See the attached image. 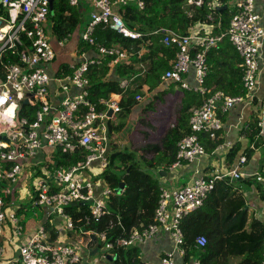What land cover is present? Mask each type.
I'll use <instances>...</instances> for the list:
<instances>
[{"label": "built area", "instance_id": "obj_1", "mask_svg": "<svg viewBox=\"0 0 264 264\" xmlns=\"http://www.w3.org/2000/svg\"><path fill=\"white\" fill-rule=\"evenodd\" d=\"M65 1L74 8L82 2L89 6L88 21L80 36L77 34V41L95 49V56L74 49V60L66 63L70 74L61 77L56 74L63 63L55 65L52 73L49 65L57 58V52L63 51L75 38L74 34H67L60 40L55 39L51 0H1L0 3V60H6L4 80L0 83V264H113L117 259L116 248L145 245L159 235L168 238L171 248L160 255L157 264H175L176 257L184 261L182 220L201 208L212 195L215 184L226 178H250L264 190V170L244 177L240 167L245 164L246 157L241 155L232 170L202 175L179 187L161 184L152 223L141 230L132 229L128 236H119L113 242L103 233L84 232V235L76 236L74 222L65 208L72 204L85 205L88 215L84 220L88 224L105 215L110 198L116 194L101 181L96 185L93 176L108 167L111 146L126 130L123 123L113 124L115 116L122 111L121 95L112 94L106 100L91 102L86 74L104 57L112 59L108 66L113 68L117 63L128 62L129 54L118 46L96 44L94 34L101 26L123 38H140V34L125 26L119 9L135 5L142 10L144 0ZM188 3L199 6L201 0H188ZM223 6L231 16L226 33L211 35L206 25H196L184 36L165 29L154 32L161 35L164 46L175 49L174 59L161 77L162 82H171L182 90L204 95L207 53L224 37L241 60L243 72L244 95L229 96L217 91L192 110L188 120L190 133L177 143L176 161L169 169L206 155L200 135H206L210 140L221 138L222 117L236 106H251L256 96L264 29L255 11V0H225L223 4L213 0L210 4L213 10ZM208 19L213 20L211 16ZM208 26L213 27L212 24ZM14 58L17 61L11 62ZM191 73L193 87L186 80ZM128 83L121 81L120 88L126 90ZM135 100L141 102L142 97L136 95ZM23 101L35 110L32 121L24 116L17 119ZM107 111L112 112L110 117ZM261 113L263 134L264 102ZM77 147L87 152L84 161L70 167L47 164L51 156L47 157L46 153L56 149L72 151ZM231 147L230 143H225L213 153ZM39 153L42 155L40 163L34 161ZM18 177L29 179V192L18 191ZM21 195L26 197V202L17 205ZM37 211L44 212L45 221L58 220L54 239L40 221L32 230H26L24 215ZM91 234L96 237L94 248L100 247L103 254L89 263L83 248L91 242ZM206 244V236L195 238L197 248ZM262 249L261 264H264V234ZM137 264L152 263L141 261ZM183 264L200 263L193 260Z\"/></svg>", "mask_w": 264, "mask_h": 264}, {"label": "trees", "instance_id": "obj_2", "mask_svg": "<svg viewBox=\"0 0 264 264\" xmlns=\"http://www.w3.org/2000/svg\"><path fill=\"white\" fill-rule=\"evenodd\" d=\"M213 0H201V4H189L188 0H144V8L135 5L119 9V14L125 26L138 34L140 38L131 40L123 38L109 29L98 27L94 34L96 44L106 47L118 46L128 52V62L117 63L113 68L108 66L111 58L104 57L100 64L88 69L86 78L89 81V100L96 103L99 99H108L112 94L121 95L122 120L130 115L138 106L136 95H142L143 86L153 90L162 83L161 77L174 59L175 49L162 44L160 34H154L161 29L171 30L179 35H187L189 29L196 25H216L211 35L226 33L231 16L228 10L218 12L210 7ZM222 4L225 0H219ZM211 16L212 21L208 19ZM53 35L56 40L67 34H77L82 29V14L78 7L68 5L65 0H55L51 15ZM203 33V30L200 34ZM81 53L95 49L77 43ZM16 62V58L11 59ZM0 60V83L4 80L3 64ZM208 66L204 80L206 93L200 95L192 91H184V105L177 112L175 123L169 127L160 138L159 147L150 149L149 156H137L134 151L118 149L112 146L108 167L93 179L101 181L107 188L115 191L120 183L124 184L121 196H113L106 207V213L97 221L85 223L88 215L85 205H74L65 208L75 225L76 236L84 232L103 233L108 241H115L119 236H128L132 229L141 230L152 223L161 182L159 172L166 173L176 161L177 143L190 133L188 120L194 108L217 91L229 96H242L245 91L241 84L243 76L241 60L226 37L218 42L206 56ZM111 70L118 79H112ZM70 74L66 63L60 65L57 76ZM111 75V76H110ZM127 80L128 85L135 87L126 90L120 88V82ZM101 110L102 107L98 106ZM34 109L29 105H21L17 119L34 118ZM224 116L222 117L223 120ZM259 129V128H258ZM257 133L254 126L253 135ZM201 144L206 153H212L223 144V139L210 140L206 135H200ZM238 148L227 154L229 163L237 157ZM51 159L47 164L55 167H70L84 161L87 152L82 147L72 151L56 149L51 151ZM244 155V154H242ZM246 156V153H245ZM248 157V155H247ZM242 183H256L254 180L239 179ZM229 178L218 181L214 191L201 208L186 216L181 222L184 234V263L197 260L200 264H229V258H241L238 264H261L262 240L264 225L258 220L249 224L248 212L241 196L231 191L233 183ZM261 190L262 186L256 183ZM264 192V190H263ZM45 226L54 239L55 229L49 223ZM204 235L207 244L203 248L195 246V238ZM117 259L113 264H137L143 261L139 247L115 249Z\"/></svg>", "mask_w": 264, "mask_h": 264}, {"label": "crops", "instance_id": "obj_3", "mask_svg": "<svg viewBox=\"0 0 264 264\" xmlns=\"http://www.w3.org/2000/svg\"><path fill=\"white\" fill-rule=\"evenodd\" d=\"M79 10L81 11L82 18L87 15V10L90 12V8L87 4L81 3L79 5ZM255 11L260 17L261 26L264 29V0H255ZM88 20V15L85 20L83 27L85 26ZM82 25V24H81ZM207 32L212 33L213 27H218V24L213 25V27H209L206 25ZM204 27L202 26L201 29ZM83 29V28H82ZM82 29L77 32L80 36ZM77 34H74V40L71 41V48L77 49L76 44ZM220 34H223L222 32ZM219 34V35H220ZM90 57L95 56L94 51L88 50L86 52ZM63 54V55H62ZM74 54H67L63 51L57 52V58L55 59L56 64L60 63H69L74 60ZM54 61V62H55ZM57 67V66H56ZM259 77L257 81V90L254 102L251 106H236L231 111H229L223 118V130L221 132V139H223V144L230 143L231 148L225 151H219L218 153H210L206 154L202 157H198L192 163H183L175 168L168 169L166 173H162V176L159 177L160 182L162 184H166L168 187H179L185 185L186 183L191 182L199 176L205 175L210 176L214 174V172L220 171L225 172L232 170L236 164L238 158L246 153V162L243 166L240 167V173L247 177L249 175L255 174L257 172H261L264 170V133L261 134L260 122L262 120V102H264V40L261 47V58L259 62ZM112 79H118L113 70ZM111 76V75H110ZM187 82L190 86L193 87V74L191 73L189 77H187ZM136 83L132 85H128L129 89L135 87ZM184 91L179 87V85L173 84L171 82H162L158 84L153 90H150L148 86H143L142 89V97L141 102H139L138 106L145 103L144 107H136L134 110L136 112L140 111L144 113L148 111L146 109H151L154 105L162 107L159 102V97L165 98L169 101L168 108L172 109V113L175 110V115L173 120L176 121L177 112L184 105ZM133 110V111H134ZM131 113V117L135 115V111ZM169 111V110H168ZM163 115H160L162 119L160 122L162 123L166 118L169 120V116L164 117L165 112H161ZM119 121V122H118ZM115 121L116 123H121V120ZM127 124V121H124ZM116 125V124H115ZM259 125V126H258ZM128 126V124H127ZM254 126L257 128V133L250 140L251 134L253 135ZM259 128V129H258ZM260 130V131H259ZM121 139L126 141V133L122 135ZM123 144V140H122ZM238 148L237 157L233 160L232 163H229L227 159V154L232 150ZM147 150V149H146ZM149 150V149H148ZM151 151V149H150ZM151 155V154H150ZM248 155V157H247ZM41 153L38 154L37 158L34 160L35 162L41 160ZM233 183L231 191L233 193H237L241 196L244 207L248 212V220L249 224L252 220H258L264 225V192L259 188L256 183H242L241 180H231ZM37 219L38 221H35ZM45 215L42 211H37V213H30L24 215L23 223L25 224L26 230L30 231L34 228L35 224L40 221V223H49L53 227L58 224V220L53 219L45 221ZM171 244L168 238L164 235H159L154 240L150 241L145 245H141L140 251L142 253L143 261L158 263L160 255L167 250H170ZM88 258V253H85ZM241 258L239 257H231L229 258V264H238ZM175 264H183V261L176 257Z\"/></svg>", "mask_w": 264, "mask_h": 264}, {"label": "rangeland", "instance_id": "obj_4", "mask_svg": "<svg viewBox=\"0 0 264 264\" xmlns=\"http://www.w3.org/2000/svg\"><path fill=\"white\" fill-rule=\"evenodd\" d=\"M89 14V11L87 10V15ZM87 15L84 16V19L82 21V28L85 23V20L87 18ZM88 21V20H87ZM63 52H66L67 54H71L73 52V49L71 48L70 44H68ZM56 64V61L51 63L49 65V71L52 73L54 71V66ZM162 96L159 97V102L161 103L162 107H159L154 105L153 108L151 109H146L148 111H145L144 113H141L140 111L136 112L133 117L130 115L125 116L122 120L119 118V115H116L113 124H120L116 123L115 121L121 120V123L126 126V130L121 134L119 137V140L117 141L116 144H112V146H118V149H126L128 151H134L137 156H149L150 153L146 149H154L155 147H159L160 145V138L164 134V132L171 127L174 124L173 120L174 115H175V110L172 113V109L168 108L169 106V101L171 99H168L167 101H162L166 100L165 98H161ZM145 103L139 105L138 107H144ZM169 110V111H168ZM133 111V112H134ZM161 112L164 113V117L169 116V120L166 118L162 123L160 120L162 117L160 115H163ZM124 121H127V124H125ZM119 122V121H118ZM126 133V141L124 139H121L122 135ZM123 140V144H122ZM51 152L46 153L47 157H50ZM96 177V176H93ZM29 179L26 178H21L18 177V191H26L29 192L30 190L27 188ZM97 184H101L99 180L94 181ZM23 195L19 196L18 202L16 203L17 205H22L26 202V197H22ZM35 221H38L35 219ZM139 249L141 246H138ZM83 252L88 253V261L89 263L93 261L94 259H97L100 257V255L103 254V251L101 250L100 247H96L93 250H89L86 247L83 248ZM152 264H156L154 262H151Z\"/></svg>", "mask_w": 264, "mask_h": 264}, {"label": "water", "instance_id": "obj_5", "mask_svg": "<svg viewBox=\"0 0 264 264\" xmlns=\"http://www.w3.org/2000/svg\"><path fill=\"white\" fill-rule=\"evenodd\" d=\"M53 2L54 0H51V3H50V9L52 10L53 8ZM0 3H1V0H0ZM225 6L221 7V8H217V11L218 12H223L225 10ZM2 24V21H0V25ZM23 105H26L27 104V101H23L22 103ZM112 115V112L111 111H107V116L110 117ZM164 174V173H163ZM159 176H162V172H159ZM124 187V184L123 183H120L118 185V187L115 189V194L116 196L120 197L121 196V191H122V188ZM72 206H74V204H72ZM90 239H91V242L87 245V249H93L96 245V237L95 235L91 234L90 235ZM107 258L110 260V257L107 256Z\"/></svg>", "mask_w": 264, "mask_h": 264}, {"label": "clouds", "instance_id": "obj_6", "mask_svg": "<svg viewBox=\"0 0 264 264\" xmlns=\"http://www.w3.org/2000/svg\"><path fill=\"white\" fill-rule=\"evenodd\" d=\"M14 107V106H13ZM112 147V146H111Z\"/></svg>", "mask_w": 264, "mask_h": 264}]
</instances>
